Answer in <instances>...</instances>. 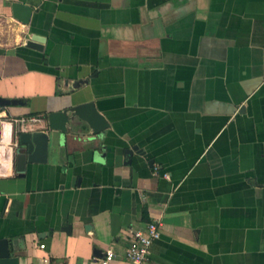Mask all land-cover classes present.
<instances>
[{"label": "crops", "instance_id": "obj_1", "mask_svg": "<svg viewBox=\"0 0 264 264\" xmlns=\"http://www.w3.org/2000/svg\"><path fill=\"white\" fill-rule=\"evenodd\" d=\"M13 1L0 96L25 104L0 107V264H101L109 248L131 264L130 229L154 220L146 264H264V0H35L33 25ZM31 30L47 54L23 46ZM70 97L110 121L98 152L71 133L27 162L13 119L44 129Z\"/></svg>", "mask_w": 264, "mask_h": 264}, {"label": "water", "instance_id": "obj_2", "mask_svg": "<svg viewBox=\"0 0 264 264\" xmlns=\"http://www.w3.org/2000/svg\"><path fill=\"white\" fill-rule=\"evenodd\" d=\"M41 1L27 0L13 1L11 3L13 17L24 25H33L35 15L40 11ZM23 46L45 55L49 51V39L46 34L31 30L23 40ZM47 62V61H46ZM70 79H65L64 88L70 84ZM88 83V79L73 81L72 88L67 92L77 91ZM64 91V92H65ZM22 99H11L0 96V107L10 105H23ZM61 109L52 110L47 115V125L44 129L25 131L19 136V149L17 153L23 155L29 163H46L52 144H61L68 134H84V139L92 146L93 152H98L99 140H102L107 130L111 127L110 121L99 111L94 101L73 103L72 97L58 100ZM142 153L137 147L129 148L126 153L131 162L133 153ZM5 208V207H4ZM9 241L0 240V258L10 256ZM93 254L97 258L105 257L106 251L94 249Z\"/></svg>", "mask_w": 264, "mask_h": 264}, {"label": "built area", "instance_id": "obj_3", "mask_svg": "<svg viewBox=\"0 0 264 264\" xmlns=\"http://www.w3.org/2000/svg\"><path fill=\"white\" fill-rule=\"evenodd\" d=\"M38 121L36 117H21L13 119L15 138L18 140L22 132L27 131V125ZM158 172V169L156 168ZM161 225L158 220L150 221L145 228L130 229V243L126 248L125 256L131 264H146L149 260L150 250L155 241L161 237ZM41 248L46 245L42 243ZM116 254L112 248L106 250L105 257L101 258V264H110Z\"/></svg>", "mask_w": 264, "mask_h": 264}]
</instances>
